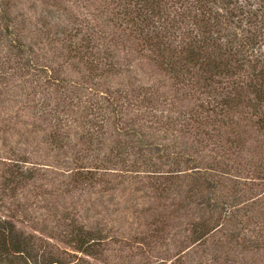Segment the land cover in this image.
<instances>
[{"label":"rangeland","instance_id":"rangeland-1","mask_svg":"<svg viewBox=\"0 0 264 264\" xmlns=\"http://www.w3.org/2000/svg\"><path fill=\"white\" fill-rule=\"evenodd\" d=\"M128 1L0 0V218L52 264H264V116L209 124Z\"/></svg>","mask_w":264,"mask_h":264},{"label":"trees","instance_id":"trees-1","mask_svg":"<svg viewBox=\"0 0 264 264\" xmlns=\"http://www.w3.org/2000/svg\"><path fill=\"white\" fill-rule=\"evenodd\" d=\"M128 4L125 13L132 21L144 20L138 28L147 29L145 40L151 45L155 39L164 43L161 61L178 83L198 79L208 92L213 90L209 124L218 125L245 100L264 116V0H129ZM161 47L154 48L162 51ZM195 122L198 129L206 124ZM197 171L206 183L205 173ZM205 225L201 222L199 234H204ZM101 233L78 226L73 240L91 254L101 243ZM32 245L30 236L0 218V264H52Z\"/></svg>","mask_w":264,"mask_h":264}]
</instances>
